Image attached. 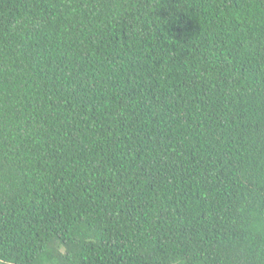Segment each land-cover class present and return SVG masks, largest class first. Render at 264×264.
Instances as JSON below:
<instances>
[{
	"label": "trees",
	"instance_id": "16d2710c",
	"mask_svg": "<svg viewBox=\"0 0 264 264\" xmlns=\"http://www.w3.org/2000/svg\"><path fill=\"white\" fill-rule=\"evenodd\" d=\"M0 264H264V0H0Z\"/></svg>",
	"mask_w": 264,
	"mask_h": 264
}]
</instances>
